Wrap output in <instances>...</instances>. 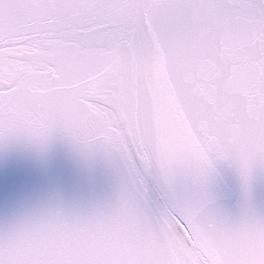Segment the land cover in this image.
<instances>
[{"label":"snow or ice","instance_id":"snow-or-ice-1","mask_svg":"<svg viewBox=\"0 0 264 264\" xmlns=\"http://www.w3.org/2000/svg\"><path fill=\"white\" fill-rule=\"evenodd\" d=\"M57 138L113 191L24 210L0 264H264V0H0V146Z\"/></svg>","mask_w":264,"mask_h":264},{"label":"water","instance_id":"water-1","mask_svg":"<svg viewBox=\"0 0 264 264\" xmlns=\"http://www.w3.org/2000/svg\"><path fill=\"white\" fill-rule=\"evenodd\" d=\"M114 177L102 164L84 163L62 140L55 139L46 153L24 143L0 146V226L52 195L87 203L111 195ZM226 202L235 204L237 189L231 177L223 186ZM264 201V183L256 187Z\"/></svg>","mask_w":264,"mask_h":264}]
</instances>
